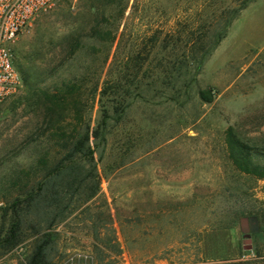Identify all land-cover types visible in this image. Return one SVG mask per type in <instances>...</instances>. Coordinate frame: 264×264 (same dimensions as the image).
I'll return each instance as SVG.
<instances>
[{"label":"rangeland","instance_id":"374dc122","mask_svg":"<svg viewBox=\"0 0 264 264\" xmlns=\"http://www.w3.org/2000/svg\"><path fill=\"white\" fill-rule=\"evenodd\" d=\"M118 2L106 8L110 21L118 18ZM240 2L129 0L105 65L97 59L102 53L63 61L68 34L95 17L92 0H55L20 33L13 46L16 64L41 73L38 87L53 91L73 79L82 86L84 99L90 98L93 76L100 77L101 90L108 77L123 74L130 55H149L145 76L141 72L126 94L122 116L113 112V97L101 100L99 92L86 108L94 128L104 106L114 118L101 128L102 135L91 139L98 177L89 185L100 182L99 191L84 202L76 197L70 213L53 228L56 264L77 251L90 253L91 264H264V180L237 170L226 140L227 129L233 127L261 149L257 159L264 163V47L257 46L264 41V0H253L241 10L219 52L206 58L197 81L186 75L188 64L181 73L166 72L171 66L167 59L192 46L187 42L191 33L194 41L209 45ZM154 34L159 36L155 46L150 39ZM166 35L172 41L163 49ZM249 42L253 49L245 57L229 60ZM138 82L141 88L136 89ZM209 88L214 99L206 103L198 92ZM31 94L22 81L0 104V228L11 222L5 209L15 197L7 176L15 167L35 163V145L26 142L43 112L19 102ZM20 148L24 150L16 156ZM83 164L92 167L86 160ZM44 172L32 175L33 181ZM242 209L260 218L252 249L244 248L241 216L233 223V213ZM27 234L12 249L0 247V264L25 260L36 238L31 231Z\"/></svg>","mask_w":264,"mask_h":264},{"label":"trees","instance_id":"16d2710c","mask_svg":"<svg viewBox=\"0 0 264 264\" xmlns=\"http://www.w3.org/2000/svg\"><path fill=\"white\" fill-rule=\"evenodd\" d=\"M89 1L84 0V2ZM114 1L117 0H92L91 7L95 11V17L90 24L87 23L81 29L77 28L68 34L65 40L63 61L74 59L81 54L92 57L102 53L101 57H97V59L101 58L102 65L107 64L119 30V22L123 19L129 4V0H118L120 8L118 18L115 21H110L105 12L106 8ZM252 1L241 0L240 4L233 9L225 29L217 33L209 45L203 39L194 41V35L191 33L187 42L192 46L180 57L177 54H172L176 57L167 59L171 66L166 72L179 71L181 73L184 66L188 64L186 75L190 76L191 82L197 81L206 58L219 46L241 10ZM104 23H108L107 26ZM150 39L154 42L153 46L159 42L158 34H154ZM171 41L170 36L166 35L163 39V49H167ZM197 42L200 43L199 47H197ZM140 53L130 55L124 64L123 74L114 79L108 77L104 80L101 90L100 77L93 76L94 86L91 89L90 98L87 99L79 94L82 86L75 80H64L58 89L49 91L48 87H38L37 80L41 74L38 70L26 67L21 63L17 64L23 84L32 91L31 95L20 99L19 102L27 101L36 111L41 109L43 112L42 120L36 127V131L29 135V141L26 142V145H35H33L34 153L38 154H36L35 163L28 167H15L10 171V176H7L9 191L10 189L14 191L15 197L5 209V215L9 211L12 219L8 227L0 228V247L9 250L18 246L28 236V231L36 235L31 253L18 264H56L53 257V249L56 244L54 226L67 217L76 197L84 202L94 197L99 191L100 182H96L93 186L89 185L90 179L98 177L97 166L94 163L95 150L91 145V139L102 135L101 128L106 129L109 119L114 116L110 113L109 107L104 106L102 120L98 123V127L94 128L86 108L88 109L89 103L95 100L96 94L99 92L101 100L113 97L112 100L115 103L113 112L122 116L126 94L131 92L140 73L143 72L142 76L146 74L143 69L149 55L144 56ZM135 88H141V83L138 82ZM198 93L206 103H210L214 99L211 88ZM118 96L123 97L120 99ZM226 140L229 157L237 170L256 181L264 180V163L257 159L262 153L261 149L251 145L233 127L227 129ZM39 145L49 146L41 151L42 147L39 150ZM23 150V148L18 149L16 156ZM53 157H55L54 162L51 161ZM83 160L91 163L92 167L87 169ZM42 169L45 171L44 174L33 181L32 175L34 177L35 173ZM83 191H87L85 197L81 195ZM246 213L245 209L235 211L233 223L240 216H247ZM249 213L257 215V213L252 214V211ZM230 227L233 225L225 226V228ZM261 255L262 252L258 250L257 256ZM239 264H243V262Z\"/></svg>","mask_w":264,"mask_h":264},{"label":"built area","instance_id":"2783aa9c","mask_svg":"<svg viewBox=\"0 0 264 264\" xmlns=\"http://www.w3.org/2000/svg\"><path fill=\"white\" fill-rule=\"evenodd\" d=\"M55 0H0V104L22 85L13 46L20 33L35 17L54 5ZM90 253L77 251L62 264H91ZM11 264V263H5Z\"/></svg>","mask_w":264,"mask_h":264},{"label":"water","instance_id":"95a60500","mask_svg":"<svg viewBox=\"0 0 264 264\" xmlns=\"http://www.w3.org/2000/svg\"><path fill=\"white\" fill-rule=\"evenodd\" d=\"M240 228L244 233V248L252 249V235L260 231L258 215L243 216L240 218Z\"/></svg>","mask_w":264,"mask_h":264},{"label":"crops","instance_id":"0c3cea01","mask_svg":"<svg viewBox=\"0 0 264 264\" xmlns=\"http://www.w3.org/2000/svg\"><path fill=\"white\" fill-rule=\"evenodd\" d=\"M248 7V6H247ZM246 7V8H247ZM246 8H244L243 10H245ZM242 10V11H243ZM233 23V22H232ZM232 25V24H231ZM231 27V26H230ZM228 35V34H227ZM226 35V36H227ZM226 36L224 37V38H226ZM224 38L222 39V41L220 42V44H219V46L214 50V52L212 53V56H214L217 52H219V48H220V45H221V43L224 41ZM258 47H260V48H262V47H264V41L261 43V44H259V45H257ZM254 47H255V45H254ZM253 49V44H250V42L249 43H245L244 44V46H243V48H242V51H241V54L240 55H238V56H235L234 58H232V59H229V60H234V59H238V58H243V57H245V55H246V53L248 52V51H250V50H252Z\"/></svg>","mask_w":264,"mask_h":264},{"label":"flooded vegetation","instance_id":"af4514ba","mask_svg":"<svg viewBox=\"0 0 264 264\" xmlns=\"http://www.w3.org/2000/svg\"><path fill=\"white\" fill-rule=\"evenodd\" d=\"M248 216H251V215H248ZM259 217V216H258ZM259 221H260V218H259ZM259 228H260V222H259ZM253 236V235H252Z\"/></svg>","mask_w":264,"mask_h":264}]
</instances>
